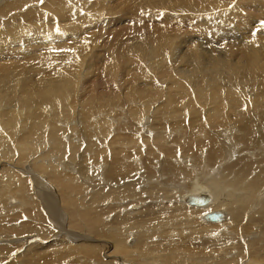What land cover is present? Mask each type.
Instances as JSON below:
<instances>
[{"label":"bare ground","instance_id":"6f19581e","mask_svg":"<svg viewBox=\"0 0 264 264\" xmlns=\"http://www.w3.org/2000/svg\"><path fill=\"white\" fill-rule=\"evenodd\" d=\"M102 1L111 4L114 0ZM164 1L165 6H173L183 11L189 19V15L195 14L196 10L205 13L217 10L226 12L231 8L229 5L232 3V0ZM130 2L129 11L134 12L132 17L136 22L142 21L139 20L138 13H143L141 18L149 19L147 17L149 11L157 9L156 3L148 0H130ZM40 3L41 0H12L10 11L15 13L7 17L6 22L12 23L13 31L8 29V23L4 25L0 21V60L11 59L9 57L12 55L21 57L35 55L32 62L35 65L28 64L29 67L24 66L23 70L14 68L13 59H11L12 64L10 63L12 68L4 67L6 69H3L2 67L8 63H1L0 107L3 103L9 102L12 103L13 109L0 110V129L2 130L0 134L11 133L7 139H1L0 136V166L5 165L9 168L8 172L0 175V182L7 186L18 187L22 182H28L27 175H37L41 183L54 187L62 186L65 191L62 196L67 198L64 200L69 201L76 198L73 197L78 191L75 185H80L81 190L78 192H82L83 188L90 189V186L96 185V182L102 186L109 182L108 185L115 184L109 188V191H102L103 194L98 195L99 200L112 199L115 202V208L118 205L120 208L127 209L128 214L135 219L131 217L129 219L123 215L118 221L113 220L115 223H120L116 224L117 226L109 227L110 222L107 221V224L105 222L106 225H103L105 228L98 226L102 220L98 219L100 217L97 216L98 214L95 215L92 212L91 203L86 201L89 210L81 214L85 218L86 216L96 218V222L91 220V223L95 222L92 225L95 226L96 232L102 237L113 239L114 250L108 256L114 255L115 263L119 261L120 264H194L192 260L196 259V257L193 258L195 249L190 245H195L193 240L200 239L202 241L199 242L200 251L202 246L207 245L213 250V245L211 246L209 242L216 241L223 245L228 242L232 248L229 246V249L222 250L220 244H216L212 256L208 258L202 256L195 264H234L235 262L239 264L240 260L238 261L237 257L244 252L246 254L247 250L249 254L250 249L254 247L248 240L251 237L262 239L264 236L263 46L259 43L252 49H245L234 63L229 52H226L228 54L223 58L218 57L214 52H207V62L202 69H205L207 73L220 74L217 78L193 83L190 80H182L170 68L164 73H159L163 63L158 65L150 63L149 72L145 76L140 79L126 80L130 86L128 83L124 86L116 84L110 92L118 79L115 78V74L120 67L119 63L124 67L122 71L120 70L122 74H119L122 76L128 71V67L140 63L142 49L149 51L155 39L161 40L160 37L165 34V27L158 24L152 25L150 29L153 27L155 30L148 31L149 33L140 37L142 44L128 43L130 39L120 43L123 38L111 43L106 38L110 35L115 36L116 33L108 31L109 28L102 30L105 31L103 32L105 35L109 33L103 40L97 35L98 27L102 26L101 21L106 18L103 12H98L99 6H91L87 10L86 0H48L41 6ZM248 4L250 7L243 16L242 13L236 14L240 21L238 29L242 36L252 31L248 26L251 15L254 14L256 19L258 18L257 23L260 26L264 25V13L261 12L264 10V0H248ZM30 5L32 8L22 10V7ZM72 6L79 11L85 10L87 14L82 13L76 16ZM62 13L68 14L69 19L63 20ZM54 15L61 19L63 24L75 21L77 25L67 29H62V24L52 27L50 25L55 23ZM89 17L96 22L97 29L92 30V34L88 33L85 37L86 41H89L93 35L95 41L92 44L86 43L85 40L78 42L76 37L80 36L84 27L88 29L90 25ZM162 19L165 24H170L172 19L175 21L172 23H177L176 17ZM111 20L113 19L106 20L105 28L110 27L106 23ZM101 28L103 26L99 30ZM254 34L260 37V40L263 38L259 31ZM183 44L188 47L183 57H190L185 66H190L196 73V69L200 67L202 53L198 52L196 40ZM167 50L171 51L172 48L167 47ZM142 60L146 66V58L143 57ZM239 63H243L249 75L242 74V71L233 68V64ZM239 77H243L240 83L245 87L241 91L233 92L230 88ZM10 79L14 82L13 93L10 91ZM98 80H101V83ZM104 86L106 89H103ZM106 93H110V99L102 105L100 102L105 99ZM227 108L235 110L241 121L251 122L259 133L250 135L247 138L246 148L243 149L251 151L249 153L262 155L263 158L258 162L259 175L254 174L256 177L254 176L249 182H247L249 178L244 181L243 179L250 173L249 177L253 175L257 160L252 161L250 160L252 157L246 155L243 158L248 159V162L238 166L232 158L236 155L239 141L233 138L230 132L222 130L220 135L226 134L230 137L227 141L221 142L208 129V124L221 123L226 119ZM75 116L81 119L77 118L78 125H71ZM148 117L151 118L150 122H147ZM15 129L18 134L12 133ZM112 132L116 134L110 137ZM120 132H125L126 135H121ZM65 134L69 138L68 141L64 138ZM171 144H175V147ZM205 151L208 152L207 156ZM240 156L242 157V154ZM240 156L236 159H240ZM98 158L102 161H98L103 165L101 170H106L107 176L101 179L99 165L96 166L94 163ZM28 160L31 170L25 169L27 168L25 162L28 163ZM61 161L65 163L64 167L68 168L69 173L61 170L60 165H57ZM139 161L141 164H138ZM156 161H159L158 167L153 169L151 165ZM73 165L77 170L76 174L70 172L71 169L75 171ZM259 165L262 167L259 168ZM91 167L95 169L96 174L92 173ZM141 168L144 170L142 176L144 179L137 180L145 182L141 191L138 192L135 185L131 184L133 181L131 177L135 179V174L142 170ZM94 175L98 176L94 177ZM224 177L230 179L226 180ZM74 179H81V184H73ZM119 180L126 183L118 186ZM5 190L2 187L0 194L4 193L3 196L9 202L13 203L17 200L22 204L24 201L22 197H12L6 194L8 189ZM40 193L43 194V192ZM48 197L46 200L53 206L54 199L50 197L52 199L50 200ZM123 199H130V201L123 206L120 204ZM135 201H149V204H146L142 210L141 204L134 205ZM254 209L257 210L253 212ZM212 212L216 213L215 220L208 217ZM257 214H260L259 218L256 217ZM70 215L73 214L70 213ZM199 216L202 221L199 220ZM114 219L117 220L115 216ZM244 219L248 220V224ZM177 221L186 224L183 231ZM113 222L112 224H115ZM257 222L262 223H259V226L254 225L256 228L252 227L255 229L250 231L249 223ZM69 224L82 225L81 221L77 223L74 217ZM3 225L0 227V236L2 235L3 238L0 239L5 240L9 237L5 236L9 229L7 225ZM183 233L184 235L194 233V236H188L189 239H185ZM85 236L87 235L79 234L69 238L74 241L75 238L85 239ZM159 236L163 239H157ZM130 238L134 240L129 241ZM62 241L60 238L52 241L53 246L50 245L48 249H52V254L50 253V257L43 254V258L47 259L43 264H62L63 261L69 264H97L100 261L98 249L91 243L81 240V244L74 246L73 242L67 245L68 242ZM242 241L247 244L245 251L234 250L237 254L228 260L226 255H229L228 253L235 246V249L239 247ZM73 248L77 250L76 253L74 252L75 255H72ZM31 254L32 256L26 261L23 260L22 264H40L38 260H40L39 257L41 258V253ZM79 254L86 260H81ZM198 254L203 255V253ZM86 256L94 262H89ZM250 258L248 256L242 264L245 262V264H254L256 259L247 263ZM106 264L111 263L106 262Z\"/></svg>","mask_w":264,"mask_h":264},{"label":"rangeland","instance_id":"374dc122","mask_svg":"<svg viewBox=\"0 0 264 264\" xmlns=\"http://www.w3.org/2000/svg\"><path fill=\"white\" fill-rule=\"evenodd\" d=\"M1 1H0V21L4 25H7V23H8L9 24L8 29H10V31H13L12 23L6 22V19L8 20L9 16H12L15 13V12L10 11V6L12 3V0H1ZM44 1L47 3L48 0H43V1L41 0L40 6L43 4ZM86 1H87V3H86L87 4L86 9L87 10H89V8L91 6H99L97 8L98 12H103L106 15V18L103 19V21H101L103 28H101V30H99L100 27H102V26L98 27L99 29H97L96 22L92 18L89 17L90 25H89L88 29H86L84 27L82 29V31L80 32V36L76 37L78 42H79V40H85L86 41L85 35L88 33L92 34V30H95V29H97V31H98L97 35L102 40L105 38V36H107L109 34V33H106L107 35H105V33L103 34V32H105V31H102V30H105V29L107 30L109 28L108 31L111 30L110 32L116 33V34H115V36L110 35L108 38H106V40L111 41V43H113L116 41V39L123 38L122 40H120V43H122L124 40L130 39L128 41V43H131V44L133 42L134 43H141L140 37L141 36L143 37V35L149 33L150 31L151 32L154 31L155 28L152 27V29H150V27L154 24L164 26L166 29L164 36L160 37L161 40L155 39L152 42L151 49L149 51H145L144 49H142V52L140 54L141 55L140 63L135 64V65L133 64L130 67H128L127 68L128 71L124 72L122 76L119 74H122L121 69H124V67H123V65H121V63H119L120 64L119 66L120 67L122 66V68L119 67L117 69L118 71H117V74H115V78L116 79L118 78V79H117L116 83L113 85V87L111 88L110 92L115 88L116 84L117 85L119 84V86L120 85L124 86L126 83H128L126 80L129 81L131 78L140 79L141 77L145 76L149 72L148 65L150 63H152V65H158V64L163 63L162 68L159 70V73H164L167 69L170 68L182 80H190L191 82L195 83V82H198V81L204 80V79L217 78L220 75V74L207 73L205 71V69H202V66L204 64H206V62H207V54H208L207 52H209V51L214 52L218 55V57H221V58L227 56L228 53H226V52H229V54L231 55V57L233 59V63H234L238 60V58L241 56V53H243L245 49H252L253 47H255L259 43L264 48V25L260 26V24L257 23L258 18L256 19V16L254 14L250 16V21H249L248 26L251 28L252 31L248 32L245 35L247 37L242 36L241 31L238 29V27L240 26V21L236 17V14L242 13V16H243V14L246 13V10L250 7V5L248 4V0H232V3L229 5V6H231V8L226 10V12H223L222 10H217V11L205 13V12L196 10L195 14L191 13L189 15L190 19L188 18V16L185 13H183V11L175 9L173 6H165L164 0H148L150 2H155L157 5V9L156 10H150L149 13L147 14V17H149V19H151V20H149L145 16H143L145 18H141L143 13L142 12L138 13L137 16H139V20L140 19L142 20L139 22H136L135 19H133V17H132L133 11H131V13L129 11L128 6L131 5L130 0H114L111 4L105 3L102 0H95V1L86 0ZM29 7L32 8V5L27 6V7H22V10H23V8L24 9L27 8V10H28ZM72 7L74 9L73 12L76 14V16H78L82 13L87 14V12L85 10L79 11L74 6H72ZM261 12L264 13V10H262ZM111 13L113 15H110ZM7 14H9V15L7 16ZM133 15H135V14H133ZM53 17L55 18L54 19L55 23L50 25L52 27H55L59 24H62V29H67V28H73L77 25V23L75 21H70V23L63 24L61 19H59L57 16L54 15ZM81 17H83V16H81ZM166 17H176L177 23H172V22H175L174 19H172L170 24H165L163 22L162 18H166ZM196 17H197V19H196ZM109 18H111L113 20L106 23V25L110 26V27L105 28L104 27L105 22ZM62 19L68 20L69 15L62 13ZM140 22H142L141 25H140ZM130 27H132L131 30H130ZM57 29H59V28H57ZM128 30H129V32H128ZM141 31H142V33H141ZM258 31L262 33L263 38L261 40H260V37L255 36L256 34H254V33H257ZM171 37H174V38H171ZM144 38H146V37H144ZM191 40H196V43L199 47L198 52L202 53V56H201L200 61H199L200 67L196 69V73H194V71H192V68L190 66L189 67L185 66V64L189 62L190 57H183L185 51L188 50V47L183 43L187 42V41H191ZM94 41H95V37L92 35L91 38L89 39V41H86V43L89 42V44H92ZM142 42L145 43L143 40H142ZM167 47H171L172 50L168 51ZM33 56H35V55H33ZM33 56L27 57V55H24L21 57L19 55L18 56L12 55L9 58L13 59V62L15 64L14 68L18 67V68H21L23 70L24 66L29 67V65H35L34 63H32L33 62ZM189 56H191V55H189ZM143 57L146 58V63H147L146 66L144 65V61L142 60ZM25 58H27V60H24ZM11 59H8L9 61L8 60H6V61L0 60V65H1L0 69H2V68L6 69L7 67L12 68L13 66L11 65L12 64ZM19 59L21 62L19 61ZM29 59H30V61H29ZM89 59H91V58H89ZM1 63H6V64L8 63V64L2 67ZM25 63H27V65ZM47 66H50V65H47ZM4 67H6V68H4ZM233 68L235 70L242 71V74L249 75L248 72L245 70L246 67H244L243 63H239L238 65L233 64ZM83 69H84V67H83ZM141 69H142V71H141ZM242 79H243V77H239L237 81L232 83V86L230 88L231 91H233V92L234 91H241L245 87L244 84L240 83V81ZM119 80H122V81L120 82ZM10 81H11L10 82V91H11V93H13L14 92V86H13L14 82L12 79H10ZM98 82L101 83V80H98ZM155 85H153V86H155ZM128 86H130V84ZM148 86H151V85H148ZM103 89H106V86H104ZM109 94L110 93H106L105 99H103L100 102L102 105H105V103H107V100L110 99ZM10 101L12 102V100H10ZM97 102L98 101H96V103ZM11 105H12V103L5 102L2 104V107H0V110L1 109H5L4 111H6L8 109L12 110L13 107ZM8 106H11V107L8 108ZM79 112H80V108H79ZM77 118H78V120L81 119V117L75 116L73 118L71 125H78L77 124ZM150 121H151V118L148 117L147 122H150ZM59 124H61V122ZM114 126H115V128H117L116 124ZM208 129L211 133L216 135L217 138L221 142H223V140L227 141L228 138L230 137V135H226V134L220 135L219 133L222 130H226V131L230 132L232 134L233 138H235L236 140L239 141V143H237L238 147H237L236 155H235V157L232 158V161H233V159H235L236 164H238V166L244 165L246 162H248V159L243 158V156H246V155L251 156L252 158H250V160H252V161L257 160L255 162L256 170L253 172V175L251 177H249L251 175V173H250L245 179H243V181L249 178L247 181V182H249V181H251V179L256 174H257L256 176L259 175L260 169L258 170L257 167H258L259 160L263 159L262 155L258 154L259 155L258 156L257 154L249 153L251 151L243 150L244 148H246L247 138L250 135L259 134L251 122L246 121V120L241 121L238 118V116L236 115L235 110H233L231 108H227L226 109V119H224L223 122H221V123L212 122L211 124H208ZM12 133L13 134L17 133V130L15 129L14 132L12 131ZM10 134L11 133L0 134L1 139L9 138ZM112 134H116V132H112L110 134V137ZM120 134L126 135L125 132H122V133L120 132ZM67 137L68 136L65 134L64 138L68 141L69 138H67ZM17 140H18V138H17ZM72 140H74V139H72ZM76 142H79V140H76ZM171 145H172V147H175V144H171ZM145 150H147L146 147H145ZM42 152L43 151H41V153ZM45 153H47V151ZM204 153L207 156L208 152L205 151ZM240 154H242V157L240 156ZM239 156L241 158L236 159ZM31 157H32V155H31ZM95 160L96 161H94V163L96 164V166L99 165L98 167H99L100 172H101L99 175V178L101 179V177L102 178L107 177L106 176V170H101L103 165L98 163V161H101L100 158L95 159ZM181 161H183V160H181ZM261 161H263V160H261ZM139 162H138V164H141V162L140 163ZM158 162L156 161L154 164L151 165L153 167V169H156L158 167ZM3 163H5V162H3ZM25 163L27 165V168H25V169L30 168V170H31L32 167H30L29 160H28V163L27 162H25ZM64 164L65 163H62V161H61V163H58L57 165H60L61 170L62 169L66 170V172L69 173L67 171L68 168L65 169ZM90 164H92V163L90 162ZM22 167H24V165H22ZM72 167L74 168V165ZM260 167H262V165H259V168ZM10 168H12V167H10ZM90 169H93V167H91ZM141 169L142 170H140L137 174H135V179H133L131 177V180H133L131 182V184L135 185L136 189H138V192L141 191L142 187L144 186L143 184L145 182L144 180H143V182L138 181L139 178L140 179L143 178L142 176H143L144 170H143V168H141ZM8 170H9V168L7 166H5V165L0 166V175H2L5 172H8ZM74 170L75 171H73L71 169L70 172L72 174H76V172H77L76 168H74ZM92 173L96 174L95 169L92 170ZM55 174H57V173H55ZM137 175H141V176L137 177ZM52 176L54 177V175H52ZM97 176L98 175H94V177H97ZM37 177H38L37 175H33V174L27 175L26 178H28V182H25V183L22 182V184L18 187L11 186V185L7 186L3 182H0V186H1L0 189L2 187H4L6 190L8 189L6 194H8L12 197H16V196H19L18 198L22 197L24 200V201H22V204H21V202H17V200H15L13 203H11V202H9L8 199L5 198V196H3L4 193L0 194V217H3V218H0V220H1L0 227L2 226V224H4V225H7L8 229H9L7 231V233H5V236H7V237L9 236V237L6 239L4 238L5 240L0 239V264H22V261L23 260L26 261V259H28L29 257L32 256L31 253L34 254V252H35V254H36V252H37V254L41 253V258H43V254L46 257H50L51 256L50 253L52 252V249L48 250L50 248L49 246L50 245L53 246L51 244L52 241L54 239H59V238L61 240H63L62 242H66V243L68 242L67 245H69L70 243L73 242V244H75L74 246H78L79 244H81V240L83 242L91 243L92 246H94L98 249V254H99L98 258L100 257V261L97 264H100L102 261L103 262L101 264H106V262L107 263L110 262L111 264H120L119 261H117V263L114 262L115 261L114 255L108 256V254H110L114 250L113 239L111 237H108V238L105 236L102 237L98 232H96V229H94L95 226H93L97 220L96 218H94L93 216H86V218H85L81 215L82 213H85V211L87 212L89 210L88 207L86 206V204H87L86 202H88V203L90 202L92 205V212L95 215L98 214L97 216L98 217L100 216L98 219L102 220V222L98 223V226L104 227L103 225H106L107 222L108 223L110 222L109 223L110 225H108L109 227H111L112 225H116V224L119 225L120 223H118V222L115 223V222H113V220L118 221L120 219V217L123 215L128 217L129 219H130V217H131V219L132 218L135 219V217H133L131 214L130 215L128 214L127 209H123L122 207L120 208V206H118V205L115 208V202H113L112 199H111L112 202H110L111 200H108V198H105L104 200H99L98 197H100L104 191L105 192L109 191L110 190L109 188L113 187V185H115V184L108 185V184H110V182L107 181L109 183L105 186H102L101 184L96 182V185H91L90 189H86V187L83 188V190H82L83 193L78 192L81 190V186L75 185L76 190H78L76 192L77 196L72 195L73 197H76V198H75V200L70 199V201H69V200H64L67 198L62 196V194L65 193L62 186H60V185L56 186L55 184H54L55 187L53 185L49 186L47 184L41 183L37 179ZM263 177H264V175H263ZM224 178L226 180L230 179L228 177H224ZM123 179H125V178H123ZM74 180L75 181H73V184H81V179L80 180L74 179ZM119 181H120V183L117 184L118 186H123L126 183V182H123L122 180H119ZM136 181H138V182H136ZM247 182L245 181V184ZM168 186H171V185H168ZM41 187H43V188H41ZM49 188H50V190H49ZM44 189L45 190L47 189L46 190L47 192ZM61 190L63 192H61ZM40 192H43V194H41ZM83 195H84V197H83ZM88 195H91V196H88ZM98 195H100V196H98ZM42 196H44V197H42ZM48 196L52 197L54 200L56 199L55 201L53 200V202H52V204L54 203L53 206L51 204H49V202L46 200L47 199L46 197H48ZM50 197H48V198L50 200H52ZM91 198H92V200H91ZM125 200H127V201H125ZM103 201H104V203H103ZM129 201H130V199H123V202H120V204L124 206L125 203H127ZM43 202H45V203H43ZM137 203L141 204L140 208H142V210H143V208L146 207V204L147 205L149 204V201H141V202L135 201L134 205H136ZM14 204H16V205H14ZM46 205H48V206H46ZM51 206L53 209L51 208ZM117 207H119V208L117 209ZM137 207H138V205H137ZM258 209H259V207H258ZM120 210H122V212ZM256 210L257 209H254L253 212H255ZM17 213H18V215H17ZM70 213H72L73 215H70ZM30 214H31V216H30ZM37 215H38V217H37ZM258 215H260V214H257V216H256L257 218H259ZM79 216H81V217H79ZM114 216L117 220L114 219ZM118 216H119V218H117ZM200 216H199V220L202 221ZM248 216H250V214ZM72 217H74V219H76L77 223L79 221H81L82 225H79L80 226L79 227L78 225L75 226V224L74 225L69 224V221L71 220ZM244 217L246 218V216H244ZM236 218L238 219L237 214H236ZM111 219H112V222L115 224H112ZM91 220H93L95 222L92 221V223H91ZM244 221H245V219H244ZM105 222H106V224H104ZM177 222H178L181 230L183 231L186 227V224L182 221H177ZM100 223H101V225H100ZM245 223L248 224V220H246ZM259 223L260 222L249 223V225H248L249 230L252 231L253 229H255L256 228L255 226L256 225L259 226ZM71 225H73V226H71ZM47 226H49V227H47ZM30 227L34 228V229L32 230ZM35 227H37V228H35ZM195 227H197V226H195ZM252 227H255V228H252ZM64 229H65V231H64ZM21 230H23V231L21 232ZM41 232H44V233H41ZM76 232H77V234H76ZM263 232H264V230H263ZM23 233H24V235H23ZM250 233L253 234L254 232H250ZM79 234H83V235H87V236H85L86 238L84 237L85 239L75 238L74 241L70 240V238H69L70 236L79 235ZM64 235H66V236H64ZM183 235H184V233H183ZM188 236L193 237L194 233L191 235H184L185 239L186 238L189 239ZM31 237H33V238H31ZM177 237H179V234H177ZM0 238H3V236L1 235ZM110 239H111V241H109ZM131 239L134 240L133 238H130L129 241H131ZM157 239H163V237L159 236ZM193 241H195V243H193L195 245H190V246H192V248L195 249L193 258L196 257L197 260L196 259L192 260V263H194V264L197 261H199L198 259H200L202 256L207 257V258L212 256V253H213L212 251L215 250L214 248H216V244H220V242H217V241L216 242H209L211 246L213 245L212 246L213 250H211V248H209V245H207V246H202L201 247L202 249L200 251L201 245H199V242H202V241L200 239H197V241L196 240H193ZM248 241H249V243L253 244V246H254L252 249H250L249 254H247L248 250L246 251V254H245L244 251L247 247V244L245 241H242L243 243L240 242V244H239L240 246L238 245L239 247H237L236 249H235V247H236L235 246L228 253L229 255H226V253H225L226 258H228V260L232 259L233 256L237 254L236 251H234V250H238L240 252H244L243 254H241L237 257V260L238 261L240 260L239 264H242V261H244L246 258H248V256H250L251 258L247 261V263H249L252 259H256V260H254V264H264V236L262 239L251 237ZM206 243L209 244L208 242H206ZM59 245H60V243H59ZM127 245H130V244H127ZM222 245L223 244H220V248L222 250H226V249H229L231 247V244H229L228 242L224 243L223 246ZM196 246L198 248H195ZM44 250H46V251H44ZM75 250L76 249L73 248L72 255H75L74 252L75 253L77 252V250L76 251ZM80 250H82V249H80ZM198 253H203V255L202 254L199 255ZM205 254H207V255H205ZM79 256H80L81 260H86L85 258H83V256L81 254H79ZM41 258L39 257L40 260H38V261L40 262V264H43L45 262V260H47V259H45V258L41 259ZM86 258L89 262L93 261L90 258H88V256H86ZM104 261H105V263H104ZM209 262H211L210 259H209ZM231 263H233V262H231ZM62 264H69V263H65L63 261ZM234 264H236V262Z\"/></svg>","mask_w":264,"mask_h":264},{"label":"water","instance_id":"95a60500","mask_svg":"<svg viewBox=\"0 0 264 264\" xmlns=\"http://www.w3.org/2000/svg\"><path fill=\"white\" fill-rule=\"evenodd\" d=\"M209 219L215 220L216 219V213L212 212L208 215Z\"/></svg>","mask_w":264,"mask_h":264}]
</instances>
